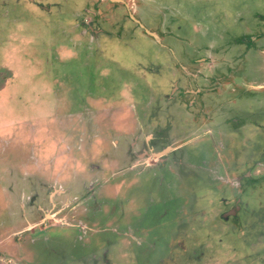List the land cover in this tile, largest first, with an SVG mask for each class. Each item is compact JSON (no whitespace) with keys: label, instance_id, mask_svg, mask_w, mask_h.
Listing matches in <instances>:
<instances>
[{"label":"rangeland","instance_id":"rangeland-1","mask_svg":"<svg viewBox=\"0 0 264 264\" xmlns=\"http://www.w3.org/2000/svg\"><path fill=\"white\" fill-rule=\"evenodd\" d=\"M17 1L0 0V264H264V91L209 107L206 132L162 97L181 78L162 44L180 56L202 57L204 45L238 55V36L264 30V0H146L139 18L162 42L131 16L93 39L78 22L88 0ZM245 58L248 81L264 75L262 58ZM132 103L167 137L192 136L173 170L141 156L122 169L152 131L136 121L115 129ZM55 193V218L50 204L41 214L30 205Z\"/></svg>","mask_w":264,"mask_h":264},{"label":"flooded vegetation","instance_id":"flooded-vegetation-1","mask_svg":"<svg viewBox=\"0 0 264 264\" xmlns=\"http://www.w3.org/2000/svg\"><path fill=\"white\" fill-rule=\"evenodd\" d=\"M30 1L32 2V4H36V0H30ZM90 1H91L90 3L89 0L87 1V3H85L86 8H84L83 10L84 13L81 14L82 17L81 19L78 20V22L79 25L81 26L82 32L91 35L93 39L99 37L102 33L105 32V30L102 29L101 26L106 24L116 25L119 20L127 21L129 20L131 13L132 15H134L136 20H138L152 33V35H148V36L155 39L158 38L160 40H162L163 37L165 36V33L161 31L159 26L156 25L154 27H147V25L143 22V20L139 18L138 9L139 7H142L143 2L146 0H90ZM21 2H22L21 0H18L16 3L21 4ZM4 3L5 2H3V4ZM3 4L0 3V7ZM38 7H41L43 9L46 8V7L44 8L43 5L40 6V4L38 5ZM119 16L121 18L117 19ZM240 19L242 22L243 21L242 17H240ZM262 22H264V18ZM134 24L137 28L138 27L141 28L138 25V22H135ZM142 31L144 32L143 29ZM161 34L163 35L161 36ZM235 41H237L239 44L236 46L240 48L238 55H232V53H229L230 50L228 49V47L215 46L213 47V50L210 51V48L204 45L201 48H199V50H203V52L206 53L203 55L204 57L202 56L199 58H194V56L190 55L187 52H184V54L180 56L177 54V52L173 47H168V45L165 46L162 44L163 48H167L169 52H172L174 58V59L172 58V60L174 61L173 66L175 70H173L172 75L175 77L179 73L181 75V78L176 79L173 82L174 89L172 88L173 90L172 93L170 94L168 93L166 95H163L162 97L163 99L169 102V105L177 104L186 107L188 111L193 115V119L197 123V127L202 125V128L205 130V132L207 131V126L214 122L213 120L215 119L216 116L215 113L214 115H211L212 119L209 118L210 116L206 112L207 110H209V107L217 109L219 106L228 105L230 103L231 104L237 103L239 100L241 99L243 100L244 98H247L249 96L248 93L250 91L256 92L257 94H261V92L264 91V75L255 80L251 79L248 82V78L246 79L244 75L245 72L242 70L243 62L246 61L245 57L249 53H252L255 56H257L259 60L262 58L264 64V30L257 29L250 32L247 31L241 36H238V38ZM186 53L188 55H186ZM213 57H218V59L214 60L213 62L212 59ZM182 66H185L189 71H187L185 67ZM223 83L224 84L227 83L226 87L223 86ZM233 93L237 94V96L233 95ZM224 97L230 98V100L227 99L223 100ZM236 98L238 99L234 101ZM147 108L148 106H146L145 109L141 110L140 108H138L136 103H132V105L130 104V106L121 108L118 116L117 117L114 116V118L111 119L112 122L115 123L114 124L115 129L117 127L119 128L118 129L119 131L124 130L122 128H126L128 126V123L133 121H136L139 124V126L143 127V130L144 129L152 130L148 132L146 135L139 137L141 139V144L139 145V149L137 150L138 156L135 159L131 160L132 161L131 165H129L128 167H124L122 169L123 170L126 168L133 169L137 167V161L141 157H143V159H148L150 157H155V158L157 157L159 158L158 159L159 161H157V163H155L154 166L149 165L150 169L154 168L158 170L159 169L163 170L169 165L166 168V170H170V169L173 170L175 165H179V159H180L179 157L181 156V153L184 152V148L189 143L187 137H192V136L182 135V136H173L172 138L167 137L169 136L168 133H164L160 128H156V126L153 123L154 122L153 115L151 114L149 116L147 112ZM202 113H204L203 116H201ZM105 117L108 118L107 116ZM142 122H145L147 124ZM173 141L179 143L175 144L173 143ZM135 145L132 146V150L136 151V149H133ZM113 146L115 147L116 145L114 144ZM167 150L169 151L166 154H163ZM105 158L108 160L109 162L108 166L110 168L117 167L115 164L111 162L109 154H107ZM98 168L99 171H101V169H104V166L101 165L100 167L98 166ZM149 168L147 169L149 170ZM235 174H239V171H236ZM246 174L248 175L249 173L247 172ZM227 175L228 176L224 183L230 184L232 187H237L235 186L234 182H232L234 180L231 178L229 172H227ZM235 176L237 177L238 175ZM103 177H105L104 174ZM100 179H101V175L98 176L96 182ZM246 179L248 180V178ZM242 181L243 179L239 181L240 184ZM53 183H57V181ZM97 183L100 182L98 181ZM39 184H43V183L38 182L37 185ZM48 185L49 186H47V188L43 187V189H48L51 187L50 184ZM25 188L26 186H23V190H25ZM3 192L5 191L3 190ZM58 194H56V199L55 197H52L46 200L44 199V197H42L41 199L40 197H38L30 205L33 206L35 210L36 207H38V210L36 211L38 212V214H41L39 213L42 211L41 210L42 207L40 205L46 208V206L50 204V206L53 209L51 208L52 211L49 213L50 214L49 217L55 218L59 214L56 211L57 205L60 204V197L63 196L64 193H60L59 195ZM20 207H23L22 210L24 209V212L22 213V216H24L23 218H25V221L29 222V219L25 217V215H27L25 214V204L24 206H22L21 204ZM36 211H34V213L32 214L33 217L37 216ZM238 211H239L238 207H235L232 212L236 213L237 215ZM14 227L16 226L14 225ZM9 251H10V247H9ZM32 253L28 251V255L26 257L31 261L38 263V258H34V255L31 256ZM6 255L9 256L11 254H9L6 251ZM12 255H14V253H12Z\"/></svg>","mask_w":264,"mask_h":264},{"label":"crops","instance_id":"crops-1","mask_svg":"<svg viewBox=\"0 0 264 264\" xmlns=\"http://www.w3.org/2000/svg\"><path fill=\"white\" fill-rule=\"evenodd\" d=\"M157 39H158V38H157ZM158 41H159V42H162V40H160V39H158ZM212 59H213V62H214V60L218 59V57H213ZM182 67H185V66H182ZM185 69H186L187 71H189L186 67H185ZM258 70L260 71V69H258ZM248 82H249V81H248ZM248 82H247V83H248ZM226 85H227V83H226V84L223 83V86L226 87ZM221 88H222V86H221ZM98 102H99L98 104H99V106H100V102H102V101L99 100ZM101 106H104V105H101ZM106 107H107V106H106ZM108 107H113V106H112V105H109ZM103 108H104V110L106 109L105 107H103ZM119 108H120V107H119ZM100 110H101V109H100ZM217 117H222V116L219 115V116H217ZM209 118H211V116H210ZM222 118H225V117H222ZM211 119H212V118H211ZM226 119H227V118H226ZM159 123H160V121H159ZM129 127H130V126H129ZM103 138H104V137L101 138V136H98V137L95 138V139H97V140H99V139H100V140H103ZM95 139H94V141H95ZM84 140H85V142H87L88 145H89V148H88L87 151L90 152V151L94 150V147H95L96 144H93V139H92L91 137H88L87 139L84 138ZM103 144H105L104 146H105V148H106V146H107L106 143H103ZM93 146H94V147H93ZM91 147H93V148H91ZM108 153H109V152H107V151H103V150H102V151L100 152V155H105V156H106ZM89 157H91V156H89ZM89 157H88V158H89ZM57 172H59V171L57 170Z\"/></svg>","mask_w":264,"mask_h":264},{"label":"water","instance_id":"water-1","mask_svg":"<svg viewBox=\"0 0 264 264\" xmlns=\"http://www.w3.org/2000/svg\"><path fill=\"white\" fill-rule=\"evenodd\" d=\"M131 17L135 20V22H138L139 23L140 27L145 31L146 34L152 35V33L144 25H142L139 21H137L132 15H131ZM233 213L234 212H232V214Z\"/></svg>","mask_w":264,"mask_h":264}]
</instances>
